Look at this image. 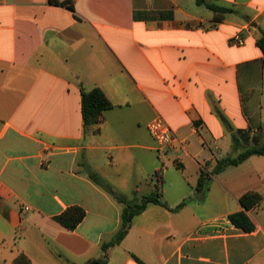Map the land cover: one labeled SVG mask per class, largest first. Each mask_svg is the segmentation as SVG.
<instances>
[{
    "label": "crops",
    "instance_id": "obj_1",
    "mask_svg": "<svg viewBox=\"0 0 264 264\" xmlns=\"http://www.w3.org/2000/svg\"><path fill=\"white\" fill-rule=\"evenodd\" d=\"M210 1L234 13L218 21L196 0H0V264H264V155L216 172L264 143V0ZM95 87L113 106L84 131L82 88ZM156 116L177 137L165 150L148 130ZM88 170L134 202L160 177L166 205L149 202L104 251L124 205ZM248 191L262 195L246 210L251 231L229 218ZM73 205L86 216L69 230L54 217Z\"/></svg>",
    "mask_w": 264,
    "mask_h": 264
},
{
    "label": "trees",
    "instance_id": "obj_2",
    "mask_svg": "<svg viewBox=\"0 0 264 264\" xmlns=\"http://www.w3.org/2000/svg\"><path fill=\"white\" fill-rule=\"evenodd\" d=\"M199 5H203L215 14V19L218 21H223L225 16L234 13V9L231 7L223 6L217 4L210 0H196ZM257 45L264 52V31H262L261 36L257 40ZM112 103L107 98L105 93L98 87L86 90L82 88V116H83V126L84 131H87L90 127L99 125L104 120V112L112 108ZM95 129L94 131H98ZM251 155H264V143L257 147L248 148L242 153H240L236 158H226L221 160L216 167V172H220L225 169L228 165H238L244 160H246ZM88 176L97 184L104 186L114 198L123 203L124 208L122 211L121 225L115 236L108 242L102 244V249L107 251V249L113 245L120 244L125 238L129 229L131 227L132 220L135 215L141 213L147 206L149 202H156L163 205L166 203L162 200V194L159 186L161 185V178L159 177L158 187L156 191L150 195H145L141 197L139 202H134L124 195L114 191L96 172L88 170ZM203 177L200 178L198 188L203 186ZM262 199V195L255 191H248L240 197V202L244 207V210L232 213L229 218L231 222L239 228L245 231H251L254 229L255 225L246 213L256 206ZM181 203L179 206L183 205ZM86 216V210L78 205H73L67 208L64 212L54 217V219L60 223L63 227L74 230L82 222ZM133 257L139 261L141 264L144 263L138 256L133 255ZM108 258L104 255L101 258L91 259L87 264H106ZM29 259L25 255H21L16 259V264H29ZM74 264V263H70Z\"/></svg>",
    "mask_w": 264,
    "mask_h": 264
},
{
    "label": "built area",
    "instance_id": "obj_3",
    "mask_svg": "<svg viewBox=\"0 0 264 264\" xmlns=\"http://www.w3.org/2000/svg\"><path fill=\"white\" fill-rule=\"evenodd\" d=\"M231 42L235 45L241 46L245 43V37L241 33H238L232 37ZM148 130L155 139L158 150H165L166 148L172 146L175 141H177L175 132L160 116H156L149 121Z\"/></svg>",
    "mask_w": 264,
    "mask_h": 264
}]
</instances>
